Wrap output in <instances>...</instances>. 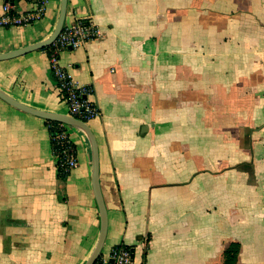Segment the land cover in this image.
Instances as JSON below:
<instances>
[{
  "label": "crops",
  "instance_id": "1",
  "mask_svg": "<svg viewBox=\"0 0 264 264\" xmlns=\"http://www.w3.org/2000/svg\"><path fill=\"white\" fill-rule=\"evenodd\" d=\"M59 7L0 27V54L47 39ZM86 17L97 36L60 62L100 111L95 264L118 244L135 264H224L232 243L235 264H264V0H67L64 25ZM0 89L68 114L45 48L0 61ZM47 121L0 99V264H84L98 239L88 141L69 127L79 167L63 178Z\"/></svg>",
  "mask_w": 264,
  "mask_h": 264
},
{
  "label": "built area",
  "instance_id": "2",
  "mask_svg": "<svg viewBox=\"0 0 264 264\" xmlns=\"http://www.w3.org/2000/svg\"><path fill=\"white\" fill-rule=\"evenodd\" d=\"M50 0H36L30 10L18 13L14 4L6 2L0 13V27L25 26L39 21L45 15ZM97 31L92 21L79 18L64 25L61 32L49 46L48 60L50 70L56 79L59 95L67 106L68 114L88 122L99 116L98 105L91 99L93 88L75 83L60 62V53L67 49H78L95 38ZM51 148L59 176L66 178L79 167V160L69 126L55 121L48 122ZM109 258L111 264H135L133 249L125 244L114 246Z\"/></svg>",
  "mask_w": 264,
  "mask_h": 264
},
{
  "label": "water",
  "instance_id": "3",
  "mask_svg": "<svg viewBox=\"0 0 264 264\" xmlns=\"http://www.w3.org/2000/svg\"><path fill=\"white\" fill-rule=\"evenodd\" d=\"M66 11H67V0H60L58 19H57L56 25L51 35L47 39L40 41L38 43L29 45L27 47H24V48L15 50V51L0 54V61L12 59V58L27 54L32 51H36V50L49 47L54 42V40L57 38V36L59 35V33L61 32L64 26ZM0 99L4 100L8 104L12 105L13 107L23 112L35 115L37 117H41L48 121H55V122L63 123L69 127H72V128H75L81 131L85 135L88 141V144L90 147V153H91V181H92V187H93L95 200H96L97 207L99 210L100 231H99V235H98V239L95 244V247L84 264H95L98 258L100 257V254L103 249L104 242H105V238H106L107 211H106V207L103 201V196L101 193V187L99 183V154H98L97 141L90 127L88 126L86 122L70 114L52 113V112L40 111V110L31 108V107H28L16 101L14 98L9 96L7 93L2 91L1 89H0ZM112 262H113L112 259H110V263Z\"/></svg>",
  "mask_w": 264,
  "mask_h": 264
},
{
  "label": "trees",
  "instance_id": "4",
  "mask_svg": "<svg viewBox=\"0 0 264 264\" xmlns=\"http://www.w3.org/2000/svg\"><path fill=\"white\" fill-rule=\"evenodd\" d=\"M45 49L48 50L49 47H46ZM48 122L49 121H47V123ZM238 251H239V244L232 243L224 252V264H235Z\"/></svg>",
  "mask_w": 264,
  "mask_h": 264
}]
</instances>
